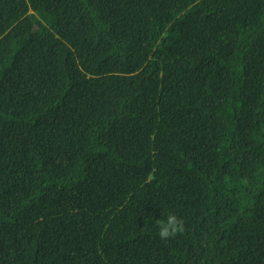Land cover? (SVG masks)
Returning <instances> with one entry per match:
<instances>
[{
    "label": "trees",
    "instance_id": "obj_1",
    "mask_svg": "<svg viewBox=\"0 0 264 264\" xmlns=\"http://www.w3.org/2000/svg\"><path fill=\"white\" fill-rule=\"evenodd\" d=\"M0 264H264V0H0Z\"/></svg>",
    "mask_w": 264,
    "mask_h": 264
},
{
    "label": "clouds",
    "instance_id": "obj_2",
    "mask_svg": "<svg viewBox=\"0 0 264 264\" xmlns=\"http://www.w3.org/2000/svg\"><path fill=\"white\" fill-rule=\"evenodd\" d=\"M205 2L208 0H204ZM156 226L158 227V237L161 240L170 239L177 234H182L184 232L183 221L178 219L175 215L169 214L164 221L157 220L155 221Z\"/></svg>",
    "mask_w": 264,
    "mask_h": 264
}]
</instances>
